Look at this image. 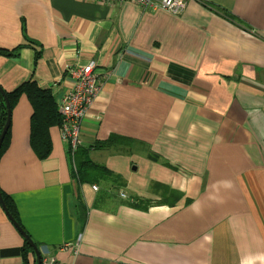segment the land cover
<instances>
[{"label": "crops", "instance_id": "obj_1", "mask_svg": "<svg viewBox=\"0 0 264 264\" xmlns=\"http://www.w3.org/2000/svg\"><path fill=\"white\" fill-rule=\"evenodd\" d=\"M0 48L15 49L0 55L5 90L35 81L57 104L74 83L67 68L87 63L101 83L79 156L102 178L78 177L58 125L39 158L25 93L12 109L0 189L41 254L264 264V0H186L179 14L129 1L0 0ZM22 245L0 206V264H36Z\"/></svg>", "mask_w": 264, "mask_h": 264}, {"label": "trees", "instance_id": "obj_2", "mask_svg": "<svg viewBox=\"0 0 264 264\" xmlns=\"http://www.w3.org/2000/svg\"><path fill=\"white\" fill-rule=\"evenodd\" d=\"M23 46H29L33 48L34 61H36L40 55L39 48L36 49L35 47L36 43L33 40L26 38V41L23 44ZM14 51L15 49H12L10 51H5V49L0 48V55H4V56L15 55ZM3 90L8 99L9 109L11 112H12L13 107L17 103L18 98L24 93L27 95V98L33 108L31 116H30V129H29L31 147L33 148V150L37 152L39 158L46 157L51 147L50 138H49V127L58 125L61 121V114L57 110L56 102L54 101L51 93L47 90L39 88L37 84L35 83V81H31V80L25 81L19 84L16 88H14L11 91H8L5 89ZM6 111H7V107H6L5 101L3 99L2 94L0 93V131L5 121ZM9 128H10V125H9ZM9 128L7 129L3 137V140L0 146V155L2 154V152L5 150V148L8 145ZM79 150L81 152H79ZM84 151L85 149H80V148L75 151V156H74L75 157L74 159L75 168L74 169H75V173L78 174V177L79 176L84 177V175L87 176L90 171H94L95 176L92 177L91 175H89L87 176L89 178L104 177L105 176L104 173L106 172L105 171L103 172V170L98 165L91 163L89 159H85L79 156L80 153H83ZM1 194L8 208V211L12 215L13 219L27 233V231L23 228L22 224L20 223L18 212H17L16 207L13 204V201L10 199L9 196H7V194H4L2 191H1ZM11 224L13 225L12 222ZM21 248L25 256H26L27 251L29 250L32 251V248L27 244V241L25 238H23V245Z\"/></svg>", "mask_w": 264, "mask_h": 264}, {"label": "built area", "instance_id": "obj_3", "mask_svg": "<svg viewBox=\"0 0 264 264\" xmlns=\"http://www.w3.org/2000/svg\"><path fill=\"white\" fill-rule=\"evenodd\" d=\"M103 1V0H102ZM111 4H120L125 1L132 2L141 10L163 9L173 14L183 12L186 0H104ZM69 75L74 79L73 86L62 95L59 100V111L61 113L60 135L67 142V150L74 165L75 151L79 147L80 125L82 119L89 113L97 95L101 91V83L94 72L93 64L87 63L76 68H67ZM97 189L96 185L92 186ZM122 197L126 195L121 193ZM40 264H68L58 261L44 253L41 254Z\"/></svg>", "mask_w": 264, "mask_h": 264}, {"label": "water", "instance_id": "obj_4", "mask_svg": "<svg viewBox=\"0 0 264 264\" xmlns=\"http://www.w3.org/2000/svg\"><path fill=\"white\" fill-rule=\"evenodd\" d=\"M0 93L3 96V99L5 101L6 107H7V111H6V117H5V121L4 124L1 128L0 131V146L3 140V137L7 131V129L9 128L10 125V118H11V111L9 109V102L8 99L4 93V90L2 89V87H0ZM0 206L3 209V211L5 212L7 218L13 223V226L17 229V231L20 233V235L26 239L27 244L32 248L34 254H35V258H36V264H40V250L39 247L33 242L32 238L22 229L21 226H19V224L13 219L12 215L10 214V212L8 211V208L3 200L2 194H1V190H0Z\"/></svg>", "mask_w": 264, "mask_h": 264}, {"label": "clouds", "instance_id": "obj_5", "mask_svg": "<svg viewBox=\"0 0 264 264\" xmlns=\"http://www.w3.org/2000/svg\"><path fill=\"white\" fill-rule=\"evenodd\" d=\"M2 87V86H1ZM3 88V87H2ZM4 89V88H3ZM58 103H59V100H58V102H57V104H56V106H57V110H58V112L60 113V111H59V105H58ZM61 114V113H60ZM61 118H62V116H61ZM11 119V118H10ZM61 122V121H60ZM58 126H59V131H60V123L58 124ZM61 136V135H60ZM63 140V139H62ZM64 141V140H63ZM65 142V141H64ZM66 143V145H67V142H65ZM80 145H81V143H80ZM79 145V146H80ZM79 148V147H78ZM77 148V149H78ZM67 152H68V150H67ZM69 153V152H68ZM74 159H75V157H74ZM1 190V189H0ZM40 256H41V252H40Z\"/></svg>", "mask_w": 264, "mask_h": 264}, {"label": "rangeland", "instance_id": "obj_6", "mask_svg": "<svg viewBox=\"0 0 264 264\" xmlns=\"http://www.w3.org/2000/svg\"><path fill=\"white\" fill-rule=\"evenodd\" d=\"M95 172L94 171H90L89 173H88V175L87 176H89V175H91L92 177H94L95 175ZM97 187V186H96ZM69 264V263H68Z\"/></svg>", "mask_w": 264, "mask_h": 264}]
</instances>
